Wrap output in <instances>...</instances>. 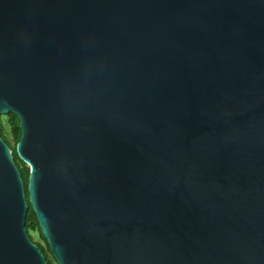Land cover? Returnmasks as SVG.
Here are the masks:
<instances>
[{"label": "water", "instance_id": "obj_1", "mask_svg": "<svg viewBox=\"0 0 264 264\" xmlns=\"http://www.w3.org/2000/svg\"><path fill=\"white\" fill-rule=\"evenodd\" d=\"M10 113L58 264H264V0H0ZM29 203L0 135V264Z\"/></svg>", "mask_w": 264, "mask_h": 264}, {"label": "trees", "instance_id": "obj_2", "mask_svg": "<svg viewBox=\"0 0 264 264\" xmlns=\"http://www.w3.org/2000/svg\"><path fill=\"white\" fill-rule=\"evenodd\" d=\"M4 122L6 123V125L4 124ZM0 124H1L0 135L2 139L6 142V144L9 146L13 159L17 165V168L20 171L25 188L26 198L29 203L28 184H29L30 168L19 158L16 151V145L18 144L22 136L19 117L13 113H10L8 115H3L0 117ZM6 127L8 129V134H9L8 137L5 136ZM26 229L31 241H33L39 247V249L45 256L47 264H58L51 252L47 240L45 239L41 231L36 213L34 212L30 203H29V210L26 216ZM32 233L36 234L39 237L40 239L39 242L34 241Z\"/></svg>", "mask_w": 264, "mask_h": 264}, {"label": "rangeland", "instance_id": "obj_3", "mask_svg": "<svg viewBox=\"0 0 264 264\" xmlns=\"http://www.w3.org/2000/svg\"><path fill=\"white\" fill-rule=\"evenodd\" d=\"M4 124L6 125L5 122H4ZM8 135H9L8 134V129L6 127L5 136L8 137ZM32 236H33L35 242H39L40 241L39 237L36 234L32 233Z\"/></svg>", "mask_w": 264, "mask_h": 264}]
</instances>
